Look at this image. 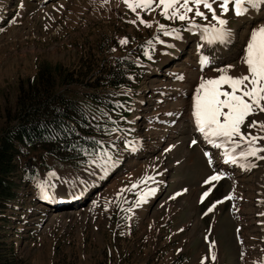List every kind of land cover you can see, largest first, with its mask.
<instances>
[{
  "label": "rangeland",
  "instance_id": "rangeland-1",
  "mask_svg": "<svg viewBox=\"0 0 264 264\" xmlns=\"http://www.w3.org/2000/svg\"><path fill=\"white\" fill-rule=\"evenodd\" d=\"M41 2L0 0V129L14 124L8 112L14 111L18 87L34 78L39 69L49 67L60 69L57 88L77 103L85 116L96 125L107 123L109 130L118 127L123 131L104 136V147L117 160L107 173L87 168V158L79 163L69 161L68 154L55 159L45 152L35 153L40 156L30 169L33 178L15 173L17 194L0 220V240L7 254L13 252L14 264H200L201 259L213 264L211 242H215L214 264H253L264 259V217L258 215L264 212V161L249 170L250 181L234 184L231 176L223 174L219 181L206 185L204 181L216 171L208 165L202 141L189 146L196 138L193 132L180 128L179 137L170 139L173 131L165 132L159 124H152L156 122L152 107L158 103L152 99L163 92L156 84L168 89L176 86L164 94L169 101L158 115L161 117L182 104L179 96L192 82L199 83L201 76L218 75L214 69L220 66L202 70L197 57L184 67L182 52L193 54L192 49L199 46L198 54L221 59L235 37L231 51L236 49L238 34L245 28L241 20L261 10L238 18L230 9L224 18L233 33L231 39L226 44L209 45L199 33L184 31L186 25L181 22L165 20L159 10L140 15L169 30L179 29L181 39L163 36L155 26L130 23L136 14L123 0H108L106 4L103 0ZM214 7L219 14V8ZM197 22L207 23L199 18ZM154 36L165 43L157 44ZM122 39L127 43L121 44ZM149 40L153 41L149 49L152 59L144 55ZM182 60L180 67L176 61ZM112 66L118 68L117 75L123 74L125 82L111 88L105 86L103 77ZM166 68L182 71L185 81L171 79ZM240 70L233 68L230 74ZM102 112L116 124L101 116ZM261 117L264 114L256 118ZM188 119L184 114L182 121ZM148 139L156 151L147 157L151 152L146 148ZM161 139L160 148L156 147ZM22 154L14 160L20 168ZM212 165H217L214 159ZM51 172L56 175L50 176ZM142 177L151 179L131 189V183ZM40 185H45L47 199L40 198ZM125 186L130 190L117 197V191ZM209 187V195L201 201ZM149 188L155 192L145 202L131 213L123 211ZM229 194L233 198L225 200ZM218 200L223 202L208 212ZM252 214L257 215L259 232H251L248 219Z\"/></svg>",
  "mask_w": 264,
  "mask_h": 264
},
{
  "label": "snow or ice",
  "instance_id": "snow-or-ice-1",
  "mask_svg": "<svg viewBox=\"0 0 264 264\" xmlns=\"http://www.w3.org/2000/svg\"><path fill=\"white\" fill-rule=\"evenodd\" d=\"M103 2L106 4L108 0H103ZM123 3L136 14L135 20L129 21L130 23L138 22L145 28L155 26L157 32L162 33L163 36L176 40L181 39L179 29L172 28L169 30L166 25L156 21L149 22L140 15V13H155L159 10V15L165 20L181 22L186 25L184 31L199 33L200 39L209 45L226 44L231 39L233 33L227 27L228 20L224 18L230 9L238 18L246 17L257 10H264V0H123ZM214 5L219 8V14H217ZM197 18L200 21H207V23L200 24L197 22ZM153 39L157 44L165 43L159 36H154ZM120 43L126 44L127 40L122 39ZM152 43L153 41L149 40L147 42L148 47L144 51V55L148 59H152L149 54ZM167 46L171 47L172 45ZM242 52L243 55L239 61L242 67L239 74H230V70L236 65L227 64L224 67L214 69L218 73L215 77L205 78L201 76L192 95L191 116L194 123L193 131L198 133L199 137H202L213 148L222 150L220 155L223 157L224 164L236 165L243 170H251L258 166L256 162L264 161V117L256 118L260 114H264V23L250 29ZM199 62L202 70L204 66L210 63L209 58L204 55H200ZM177 78L183 79L182 76ZM117 106L123 107V105ZM166 115H171V113H166ZM101 116L107 117L111 123L116 124V121L111 120L106 112H102ZM249 118H251L250 122L246 123ZM244 127L248 131H242ZM96 130L100 131L99 124L96 125ZM70 131H74V129H70ZM103 131L105 135H109L123 130L113 127L110 130L104 128ZM91 142L97 146L94 151L81 149L76 144H73L69 150L75 149L85 155L87 168H97L102 174L107 173L110 168L115 166L117 160L113 157L112 151L104 147L102 141L93 140ZM195 144H197V139H192L189 146ZM125 147H128V144H125ZM132 148L135 150V145ZM204 156L208 158L209 167H212L213 160L209 152L205 151ZM49 175L55 176L56 174L51 172ZM222 176L223 173L214 172L204 181V184L209 185L214 181H219ZM150 179L151 177H142L139 181L132 182L130 187L136 189L139 184ZM39 187L41 189L40 198L47 199L48 194L45 192V185ZM51 187L54 188L55 185H51ZM128 190H130L128 186L120 188L116 193L117 197ZM210 191L211 187L202 194L200 200L203 201ZM154 192V188H149L147 191L138 194L136 201L123 211L131 213ZM176 195L178 196L180 193H176ZM232 198V195L229 194L224 199L230 200ZM222 202L216 201L207 211L211 212L216 204ZM107 207L108 204L106 203L104 205L105 210ZM258 215L264 217V212H260ZM214 244L215 242H211L209 247V255L213 264L216 261V255L212 252ZM244 255L245 253L241 251V259L244 258ZM200 264H205V259H201ZM253 264H264V259H258Z\"/></svg>",
  "mask_w": 264,
  "mask_h": 264
},
{
  "label": "trees",
  "instance_id": "trees-1",
  "mask_svg": "<svg viewBox=\"0 0 264 264\" xmlns=\"http://www.w3.org/2000/svg\"><path fill=\"white\" fill-rule=\"evenodd\" d=\"M117 69L112 66L104 73L105 86L118 87L125 82L123 74L117 75ZM59 72V68L43 67L34 78L20 85L14 111L8 112L14 124L0 129V220L6 206L14 201L17 194L19 184L13 179L15 173L17 177L33 178L30 169L34 168L35 159L40 156L36 152H45L55 159L68 154L69 161L83 163L87 157L75 149L70 151L73 144L89 151L97 147L91 142L93 140L105 144L103 130L107 123L97 131L92 118L85 116L77 103L65 98L64 91L56 84ZM21 152L20 168L14 165V160ZM2 245L0 240V264H14L13 252L7 254Z\"/></svg>",
  "mask_w": 264,
  "mask_h": 264
},
{
  "label": "bare ground",
  "instance_id": "bare-ground-1",
  "mask_svg": "<svg viewBox=\"0 0 264 264\" xmlns=\"http://www.w3.org/2000/svg\"><path fill=\"white\" fill-rule=\"evenodd\" d=\"M261 11L259 13H256V14L250 16V17H247L246 19L244 18V19L241 20V22L245 21V23H243V24H245V28L243 29L244 32H240L238 34L239 40H238V44H237V47L234 50V52H232L231 50H232V48L234 46V43L237 40L236 37L234 39L233 45L226 47V52L224 54V57H222L221 59H217L216 57L215 58L211 57V58H209L210 63H208L204 67L212 68L213 66L212 67H208L210 65H218L220 67H224L225 64L226 65L227 64H235L236 65V67H235L236 69L237 68H241L242 66L240 65L239 61H240V57H242V55H243L242 49L246 45V38L250 34V29L252 27L260 25L261 23H264V10H261ZM197 49H200V47L198 46V48L192 49L193 50V54H191L190 51H183L182 52L183 59L185 58L184 60L186 61V63L184 64V67H186V65L188 63V60L189 61H193V60L195 61V57L199 58L200 55H202V54H198L197 53L198 52ZM228 53H229L230 56H228ZM184 60L176 61V64H178L181 67V65L183 64ZM198 64H199V67H201L200 62H198ZM166 69H167L166 72L169 73L168 76L171 77V79H173L175 81H177V80L185 81V78L182 76L183 72L182 71L178 72L179 69H172V68L171 69L166 68ZM176 75H178V77L182 76L183 79H178ZM153 82H155V81H153ZM197 83L198 82H195V81L192 82L190 84L189 88H188L189 90H185L184 95L182 94L181 96H179V98H182V100H183L182 104H180V103L177 104V106H179V107L176 108L174 111L170 112L171 115H166L165 114V115H163L161 117H159L158 115L160 114L161 110L166 106V104L169 101V98H165L164 94L167 93L168 90H175L176 86L172 85L171 88L168 89V88H165L164 84H162V83L156 84V86H157L156 89L163 90V92H160V94L156 98L152 99L154 104H155V102H158L152 107V109L154 111V118H155L154 121H156V122H154L152 124H159L161 129L163 131H165V132L173 131V134H171L170 139L175 138V137L176 138L179 137L180 132L177 133V131L180 130V128H184L187 131H190V133L193 132V135L196 137L195 139H197V141H202L201 145L203 147V152H205V151L209 152L212 160L214 159L216 161L217 165H212L214 171L219 172V173H223V174H225V175H227L229 177L231 176L232 177L231 180H232V182H234V184H235V182L236 183H238V182H246L249 179V177L251 176V172L249 170H243V169L239 168L236 165H231V164L226 165V164H224L223 163V157L220 155L222 150H218V149L213 148L211 145L207 144L203 140L202 137H199L198 133L193 131L194 123H193V118L191 116V103H192V95L194 94V89H195ZM184 114H186L187 117H189V119L185 123L182 121L184 119ZM183 123H184V125H183ZM150 139L146 140L147 143L150 145V146L148 145L146 148L151 150V152L147 155V157L149 155L154 154L155 151H156V150H154L155 146L152 144V141H150ZM160 142L163 143V139L158 141V145L156 147H159V144H161ZM147 143H145V144H147ZM162 148H164V146H162L161 149ZM142 152L145 154V151H142ZM143 153H142V155H143ZM250 180L251 179H249L248 181H250ZM256 185H258V184H256ZM251 212H253V210ZM256 216H257L256 214H252V217L248 216L249 217L248 220H250V224L249 225H251V232H253V233L261 231V228L259 226L258 227L255 226L256 224H258V220H257L258 218H256ZM252 218L254 219V221L252 220ZM239 221H241V219Z\"/></svg>",
  "mask_w": 264,
  "mask_h": 264
},
{
  "label": "water",
  "instance_id": "water-1",
  "mask_svg": "<svg viewBox=\"0 0 264 264\" xmlns=\"http://www.w3.org/2000/svg\"><path fill=\"white\" fill-rule=\"evenodd\" d=\"M53 202V201H52ZM155 202V201H154Z\"/></svg>",
  "mask_w": 264,
  "mask_h": 264
}]
</instances>
